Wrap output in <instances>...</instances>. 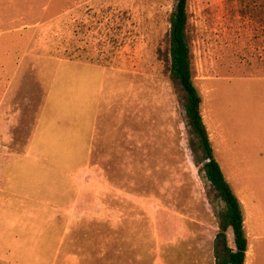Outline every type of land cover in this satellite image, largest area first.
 Returning a JSON list of instances; mask_svg holds the SVG:
<instances>
[{
	"label": "rangeland",
	"instance_id": "rangeland-1",
	"mask_svg": "<svg viewBox=\"0 0 264 264\" xmlns=\"http://www.w3.org/2000/svg\"><path fill=\"white\" fill-rule=\"evenodd\" d=\"M176 2L0 0V264H113L89 219H139L121 264H221L225 206L169 79ZM186 2L213 158L264 228V0Z\"/></svg>",
	"mask_w": 264,
	"mask_h": 264
},
{
	"label": "trees",
	"instance_id": "trees-1",
	"mask_svg": "<svg viewBox=\"0 0 264 264\" xmlns=\"http://www.w3.org/2000/svg\"><path fill=\"white\" fill-rule=\"evenodd\" d=\"M186 1L177 0L168 17L169 79L178 89L187 126L197 141L196 147L202 154L204 176L213 193L225 206L223 224L216 236L225 250L221 264H243L246 238L243 230L241 207L225 181L218 163L213 158L211 145L200 116L201 98L193 84L192 54L187 34ZM228 228L233 234V248L226 244L225 231Z\"/></svg>",
	"mask_w": 264,
	"mask_h": 264
},
{
	"label": "crops",
	"instance_id": "crops-1",
	"mask_svg": "<svg viewBox=\"0 0 264 264\" xmlns=\"http://www.w3.org/2000/svg\"><path fill=\"white\" fill-rule=\"evenodd\" d=\"M238 202L240 204V207L243 206V203H241L239 199ZM243 209L244 211H242L241 207L243 216V230L246 238V251L243 264H264V228L261 227V219H251L252 213L249 211V208L246 207V209ZM89 220H98L99 226L97 227V232L103 237V245L101 246V250L105 251V242L108 240L110 254L113 256V264H121V256L127 253L128 250H131L134 244V232L136 230L139 219ZM148 221L150 226L153 227L154 223L156 225L154 219H149ZM123 243L125 244V247H123ZM230 248H233V246H231Z\"/></svg>",
	"mask_w": 264,
	"mask_h": 264
}]
</instances>
